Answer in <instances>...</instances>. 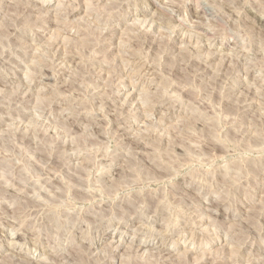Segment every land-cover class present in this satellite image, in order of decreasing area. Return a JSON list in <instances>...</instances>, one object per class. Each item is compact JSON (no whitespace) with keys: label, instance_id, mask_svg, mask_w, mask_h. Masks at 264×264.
Masks as SVG:
<instances>
[{"label":"rangeland","instance_id":"obj_1","mask_svg":"<svg viewBox=\"0 0 264 264\" xmlns=\"http://www.w3.org/2000/svg\"><path fill=\"white\" fill-rule=\"evenodd\" d=\"M44 257L264 264V0H0V264Z\"/></svg>","mask_w":264,"mask_h":264},{"label":"bare ground","instance_id":"obj_2","mask_svg":"<svg viewBox=\"0 0 264 264\" xmlns=\"http://www.w3.org/2000/svg\"><path fill=\"white\" fill-rule=\"evenodd\" d=\"M114 170H115V169H114ZM173 173H174V172H173ZM175 173H176V172H175ZM176 174H177V173H176ZM176 174H175V175H176ZM118 175H119V174H118ZM124 175H125V173H124ZM173 175H174V174H173ZM120 176H121V175H120ZM168 176H169V175H167V177H168ZM176 176H177V175H176ZM121 177H122V176H121ZM124 177H126V176H124ZM124 177H123V178H124ZM129 177H131V176H129ZM132 178H133V177H132ZM163 178H166V177H163ZM170 178H171V176H170ZM51 179H53V178H51ZM121 179H122V178H121ZM127 179H128V176H127ZM154 179H155V178H154ZM157 179H158V178H157ZM157 179H156V180H157ZM167 179H168V178H167ZM167 179H166V180H167ZM105 180H106V179H105ZM116 180H117V179H116ZM118 180H119V179H118ZM118 180H117V181H118ZM122 180H123V179H122ZM125 180H126V179H125ZM151 180H152V179H151ZM151 180H150V181H149V179H148V180H144V181H148V182H146V183L143 182V180H142V182H138V181H136V182H133V184H132L131 181H130L131 185H129V186H137V187H138V186H139V187H140V186H143V187H144L146 184H150V183H151ZM110 181H111L112 184H113L114 181H112V180H110ZM117 181H116V182H117ZM126 181H127V180H126ZM154 181H155V180H154ZM161 181H162V180H161ZM161 181H160V182H161ZM164 181H165V180H164ZM105 182H107V181H105ZM119 182H120V181H119ZM121 182H122V181H121ZM155 182H157V181H155ZM123 183H124V182H123ZM125 183H126V185H127V182H125ZM125 183H124V185H125ZM130 183H129V184H130ZM163 183H164V182H163ZM102 184H103V182H102ZM114 184H115V183H114ZM117 184L119 185L120 183L117 182ZM159 184H160V183H159ZM100 185H101V184H100ZM100 185H99V186H100ZM120 185L122 186V183H121ZM106 186H107V185H106ZM110 186H111V184H110ZM112 186H113V185H112ZM95 187H96V186H95ZM97 187H98V186H97ZM108 187H109V186H108ZM113 187H114V186H113ZM115 187L117 188V186H115ZM119 187H120V186H119ZM123 187H124V186H123ZM123 187H122V188H123ZM125 187H126V186H125ZM127 187H128V186H127ZM143 187H142V188H143ZM149 187H150V186H149ZM152 187H153V186H152ZM104 188H105V187H104ZM111 188H112V187H111ZM82 189H83V188H82ZM98 189H99V188H98ZM113 189H114V188H113ZM113 189H111V190H113ZM117 189H118V188H117ZM117 189H116V193H117ZM129 189H130V188H129ZM134 189H135V188H134ZM134 189H133V190H134ZM83 190H84V189H83ZM90 190H91V189H90ZM139 190H141V189H139ZM145 190H147V189H145ZM145 190H144V191H145ZM148 190L150 191L149 188H148ZM85 191H86V190H85ZM88 191H89V190H88ZM118 191H119V190H118ZM125 191H126V190H125ZM129 191H130V190H129ZM142 191H143V190H142ZM151 191H152V190H151ZM74 192H75V191H74ZM103 192H104V191H103ZM108 192H109V191H108ZM110 192H111V191H110ZM154 192H155V191H154ZM79 193H80V192H79ZM81 193H82V192H81ZM90 193H91V192H90ZM96 193H97V192H96ZM112 193H113V192H112ZM120 193H121V192H120ZM122 193H123V192H122ZM125 193H127V192H125ZM106 194H107V193H106ZM108 194H109V193H108ZM110 194H111V193H110ZM123 194H124V193H123ZM127 194H129V192H128ZM134 194H135V193H134ZM134 194H133V195H134ZM146 194H148V192H147ZM149 194H150V192H149ZM157 194H159V193H157ZM81 195H82V194H81ZM83 195H85V194H83ZM92 195H93V194H92ZM103 195H104V194H103ZM111 195H113V194H111ZM120 195H122V194H120ZM133 195H132V196H133ZM136 195H138V192L136 193ZM140 195H141V192H140ZM153 195H154V193H153ZM162 195H163V194H162ZM86 196H87V195H86ZM104 196H106V195H104ZM125 196H126V195H124V197H122V196H121V197L125 199V198H127V197H125ZM143 196H144V195H143ZM146 196H147V195H146ZM151 196H152V194H151ZM156 196H157V195H156ZM78 197H80V196L78 195ZM78 197H77V198H78ZM81 197H84V196H81ZM91 197H92V196H91ZM108 197H110V196H108ZM111 197H112V196H111ZM134 197H135V196H134ZM137 197L139 198V195H138ZM141 197H142V196H141ZM95 198H96V197H95ZM142 198L145 199L144 197H142ZM148 198L151 200V199H153L154 197L152 196V198H151V197L149 196V197H147L146 199H148ZM134 199L137 200V198H134ZM143 199H142V200H143ZM86 200H87V198H86ZM106 200H107V199H106ZM122 200H123V199H122ZM127 200L129 201V198H128ZM135 200H134V201H135ZM142 200H141V204H143V207H144V203L142 202ZM150 200H149V203H150ZM78 201H80V200H78ZM123 201H124V200H123ZM123 201H121V203H122ZM132 201H133V200H132ZM134 201H133V202H134ZM146 201H147V200H146ZM146 201H144V202L146 203ZM84 202H85V199H84ZM124 202H126V201H124ZM130 202H131V201H130ZM138 202H139V201H138ZM138 202H136V203H138ZM152 202H153V201H152ZM128 203H129V202H128ZM139 203H140V202H139ZM119 204H120V202H119ZM122 204H123V203H122ZM122 204H121V205H122ZM115 205H116V204H115ZM123 205H124V204H123ZM126 205H127V203H126ZM126 205H125V206H126ZM130 205H131V204H130ZM147 205H148V202H147ZM147 205L145 204V206H147ZM116 206H117V205H116ZM134 206H136V205H134ZM134 206H132V208H133ZM137 206H138V204H137ZM139 206H140V205H139ZM148 206H149V205H148ZM118 207H119V206H118ZM125 208H126V207H125ZM138 208H139V207H138ZM145 208H146V207H145ZM122 209H124V207H122ZM136 209H137V208H136ZM120 210H121V208H120ZM127 210H128V209H127ZM125 211H126V210H124V212H125ZM137 211H138V210H137ZM137 211H136V212H137ZM126 213H127V212H126ZM133 213H134V212H133ZM134 214H135V213H134ZM136 219H137V218H136ZM139 219H140V217H139ZM9 224H10V223H9ZM12 227H13V226H12ZM15 228H16V225H15ZM15 228H14V230H15ZM16 229H17V228H16ZM18 230H19V229H18ZM21 235H22V234H21ZM17 236H18V235H17ZM17 236H15V237H17ZM22 237H23V236H22ZM13 239H14V238H13ZM13 241H14V240H11V242H10L9 244H10V245H17V242H13ZM15 241H16V240H15ZM7 243H8V242H7ZM140 246H141V245H140ZM141 248H142V247H141ZM146 248H147V247H146ZM146 248H145V249H146ZM39 249H40V248H39ZM13 250H18V249H17V246H14ZM149 251H150V250H149ZM45 252H46V251H41V250H40L39 253H40V255H41V254H43V253H45ZM17 253H18V252H17ZM148 253H149V252H148ZM13 255H14V254H12L11 256H13ZM16 255H17V254H16ZM19 255H20V254H19ZM70 255H71V254H70ZM54 256H55V255H54ZM25 257H26V256H25ZM109 257H110V256H109ZM26 258L28 259V257H26ZM26 258H25V259L22 258L23 261H25ZM31 258H32V257H31ZM31 258H29V260H27V263H29V264H31V263H34V264H54V263H55V262H54V263L52 262L53 260H51V259H49V258H46V257H44V258H42V259H40V260H39V259H38V260H34V259H31ZM70 258H71V257H70ZM110 258H111V257H110ZM47 259H49V260H51V261H47ZM108 259H109V258H108ZM31 260H32V261H31ZM110 260H111V259H110ZM19 261H21V260L19 259ZM66 261H67V260H66ZM10 262H12V261H10ZM9 264H11V263H9ZM13 264H16V263L13 262ZM17 264H18V263H17ZM20 264H22V263H20ZM23 264H24V262H23Z\"/></svg>","mask_w":264,"mask_h":264}]
</instances>
